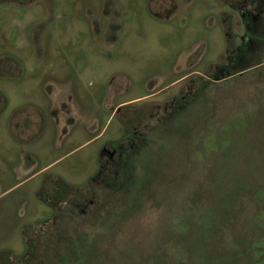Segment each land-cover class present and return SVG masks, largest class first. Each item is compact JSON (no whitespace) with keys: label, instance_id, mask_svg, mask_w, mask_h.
I'll list each match as a JSON object with an SVG mask.
<instances>
[{"label":"rangeland","instance_id":"374dc122","mask_svg":"<svg viewBox=\"0 0 264 264\" xmlns=\"http://www.w3.org/2000/svg\"><path fill=\"white\" fill-rule=\"evenodd\" d=\"M0 264H264V0H0Z\"/></svg>","mask_w":264,"mask_h":264},{"label":"trees","instance_id":"16d2710c","mask_svg":"<svg viewBox=\"0 0 264 264\" xmlns=\"http://www.w3.org/2000/svg\"><path fill=\"white\" fill-rule=\"evenodd\" d=\"M229 44H230V42H229ZM230 47H231L230 53H233L234 52V47H232L231 45H230Z\"/></svg>","mask_w":264,"mask_h":264}]
</instances>
